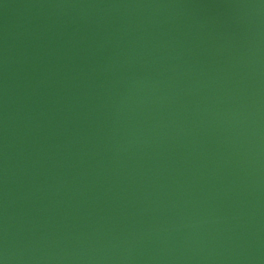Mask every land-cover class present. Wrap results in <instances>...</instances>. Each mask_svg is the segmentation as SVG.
Returning <instances> with one entry per match:
<instances>
[{"label": "water", "instance_id": "95a60500", "mask_svg": "<svg viewBox=\"0 0 264 264\" xmlns=\"http://www.w3.org/2000/svg\"><path fill=\"white\" fill-rule=\"evenodd\" d=\"M0 264H264V0H0Z\"/></svg>", "mask_w": 264, "mask_h": 264}]
</instances>
